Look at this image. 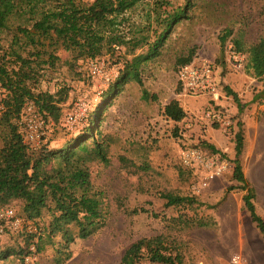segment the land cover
<instances>
[{"label": "rangeland", "instance_id": "1", "mask_svg": "<svg viewBox=\"0 0 264 264\" xmlns=\"http://www.w3.org/2000/svg\"><path fill=\"white\" fill-rule=\"evenodd\" d=\"M182 1L139 0L127 15L134 25H145L147 13L154 17L155 2L164 4L163 14ZM195 4L189 12L191 18L173 28L161 55L140 67L142 86L130 80L108 95V85L103 86L89 74L92 60L73 61L62 50L56 52L59 60L53 65L47 62L38 66V89L54 93L66 86L70 99L59 124L43 122L44 134L37 149L25 145L17 153L5 147V131L0 125V212L10 209L20 221L15 230L10 219L0 218L1 251H16L24 244L23 232L43 229L51 220V212L41 204L46 199L38 153L75 143L77 137L84 138L81 133L86 130L97 136L99 133L109 144L108 164H89L93 187L101 193L103 225L86 239L75 238L62 254L61 264H122L121 258L132 243L157 236L180 252L182 264H264V238L244 208L242 197L246 191L237 189L239 184L232 178L234 135L241 129L243 176L253 189L255 211L264 220L263 86L247 72L246 56L233 55L228 42L221 54L218 40L228 27L245 44L256 42L264 34V0H197ZM11 34L0 31V60ZM190 50L192 61L206 60L213 66L219 84L217 101L179 89L176 61L187 57ZM124 51L120 48L114 56L105 54L96 59L105 58L106 66L112 67L122 64ZM41 59L48 61V56ZM224 86L238 95L241 109L226 96ZM142 89L149 93V99H142ZM80 97L90 109L85 127L70 130L64 124L65 115ZM173 99L186 113L177 124L162 114L163 107ZM214 106L229 120L226 130L205 121L204 113ZM93 114L96 119L90 125ZM203 143L217 152H210ZM190 150L200 151L203 156L185 164ZM216 167H221V172L212 176ZM179 170L184 172L183 177H179ZM167 192L193 196L197 202L166 206L160 195ZM134 209L146 212L132 214ZM61 243L60 237H55L41 253L26 257L25 264H56L54 257ZM0 264H19V258L12 255Z\"/></svg>", "mask_w": 264, "mask_h": 264}, {"label": "trees", "instance_id": "2", "mask_svg": "<svg viewBox=\"0 0 264 264\" xmlns=\"http://www.w3.org/2000/svg\"><path fill=\"white\" fill-rule=\"evenodd\" d=\"M195 1L197 0H183L163 14L161 9L164 4L155 2L153 19L147 13L145 25H134L127 13L139 0H0V31L12 33L10 44L0 60V125L5 131L3 145L13 148L17 153L26 147L19 122L28 103H32L45 124L60 123L63 107L70 99L69 88L61 86L54 93L38 89V66L47 62L53 65L59 60L56 55L58 50L68 52L73 61H78L94 60L105 54L114 56L119 53L114 50L115 46L124 48L123 68L117 79L108 85L107 94H115L130 80L142 86L140 67L161 55L173 28L181 21L191 18L189 12L196 5ZM218 40L221 54L228 42L233 55L246 56L247 72L262 82L260 97L264 98V34L256 42L245 44L242 37L225 27ZM136 50L141 52L135 53ZM22 53H26V56ZM192 54L193 51L190 50L187 57L177 59V70L192 62ZM43 55L48 56V61L41 59ZM127 55L131 58L127 59ZM222 89L241 109L238 95L227 86ZM150 97L155 99L154 95ZM142 99H149V93L145 89H142ZM162 114L175 124L186 117L185 111L174 99L163 107ZM99 115L100 112L98 118ZM92 117L89 119L90 125L94 123L96 115L93 114ZM81 134H85L84 138L79 136ZM81 134L76 138L78 141L69 143L64 148L38 153L40 182L45 188L46 199L41 204L51 212V220L43 229H36L32 233L23 232L24 244L16 251L0 250V261H6L15 255L19 258V264H25L26 257L41 253L46 245L52 244L53 239L59 236L62 243L56 249L54 261L61 264L64 260L62 254L75 238L86 239L102 227L101 193L93 187L89 164H108L109 144L99 133L97 136L84 130ZM203 145L210 152H217L212 145ZM243 147V135L239 129L234 135L232 178L239 184L237 189L246 191L242 197L244 208L264 238V220L255 211L252 202L254 192L247 186L241 168ZM178 175L183 177L184 172L179 170ZM160 196L165 200L166 206L192 205L197 202L193 196L170 192L161 193ZM139 212L146 211H131L132 214ZM31 247L33 251L30 250ZM146 262L182 264V257L177 249L157 236L138 239L125 250L121 258L122 264Z\"/></svg>", "mask_w": 264, "mask_h": 264}, {"label": "built area", "instance_id": "3", "mask_svg": "<svg viewBox=\"0 0 264 264\" xmlns=\"http://www.w3.org/2000/svg\"><path fill=\"white\" fill-rule=\"evenodd\" d=\"M93 1V0H90ZM115 51H120V47L115 46ZM123 64L113 65L112 67L106 66V59H94L89 65V74L92 78L98 79L103 86L109 85L117 79ZM216 73L213 66L206 60L192 61L189 64L183 65L177 70V83L180 89L194 97H209L213 101H217L219 95V84L216 82ZM100 94L98 91L97 96ZM89 107L85 98H77L72 109L65 115L64 124L70 130L77 128H84L86 123V116L89 112ZM205 121L212 125H217L223 130L230 126L229 120L226 119L225 114L217 107H211L204 113ZM21 133L23 135V143L37 149L43 132V121L35 111L32 103L25 105L21 119L19 122ZM202 153L197 150H190L186 154L184 160L185 164H190L192 161L199 160ZM221 167H216L212 176L219 175ZM1 219H10L11 227L18 229L20 221L15 218L14 213L10 209H5L0 212Z\"/></svg>", "mask_w": 264, "mask_h": 264}]
</instances>
